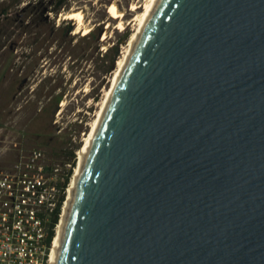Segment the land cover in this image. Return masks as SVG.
Instances as JSON below:
<instances>
[{
  "label": "water",
  "instance_id": "water-1",
  "mask_svg": "<svg viewBox=\"0 0 264 264\" xmlns=\"http://www.w3.org/2000/svg\"><path fill=\"white\" fill-rule=\"evenodd\" d=\"M58 264H264V0H162Z\"/></svg>",
  "mask_w": 264,
  "mask_h": 264
},
{
  "label": "rangeland",
  "instance_id": "rangeland-1",
  "mask_svg": "<svg viewBox=\"0 0 264 264\" xmlns=\"http://www.w3.org/2000/svg\"><path fill=\"white\" fill-rule=\"evenodd\" d=\"M26 1L21 0L12 11L19 12ZM113 1L69 2L68 12H86L84 27L101 31L98 40L83 37L91 32L84 27L76 32V21L62 18L66 12L56 19L52 15L48 19L38 17L37 25L30 27V18L22 19L25 14L11 26L0 25V166L11 170L15 161L21 157L27 160L33 150H40L44 157L37 162L48 168L47 173L58 185L72 173L68 189L83 139L111 86L117 62L132 33L133 24L120 31L110 21L111 27H107L108 8ZM118 1L130 8L133 0ZM133 15L129 12L127 18ZM64 20L71 22L70 35L54 28V22L58 27ZM60 95L53 113L54 101Z\"/></svg>",
  "mask_w": 264,
  "mask_h": 264
},
{
  "label": "built area",
  "instance_id": "built-area-1",
  "mask_svg": "<svg viewBox=\"0 0 264 264\" xmlns=\"http://www.w3.org/2000/svg\"><path fill=\"white\" fill-rule=\"evenodd\" d=\"M43 157L33 150L11 170L0 166V264H50L55 236L51 241L49 237L51 230L56 235L58 226L51 224L67 188L63 190L37 162Z\"/></svg>",
  "mask_w": 264,
  "mask_h": 264
},
{
  "label": "bare ground",
  "instance_id": "bare-ground-1",
  "mask_svg": "<svg viewBox=\"0 0 264 264\" xmlns=\"http://www.w3.org/2000/svg\"><path fill=\"white\" fill-rule=\"evenodd\" d=\"M162 0H133L130 8L120 4L118 0H114L109 5L110 19L107 27H111V23L116 24V29L125 30L133 24L132 33L128 40L127 48L123 51L122 57L117 62V68L111 86L107 90L95 119L90 125V130L83 139V145L79 150L78 162L74 170L73 177L67 189L65 202L62 207L59 224L56 228V235L52 246V254L50 264H58L62 249L63 240L66 233L67 224L70 213L76 199L82 177L88 165L92 152L94 150L97 138L103 127L105 118L118 91L124 74L135 55V52ZM123 4V3H122ZM125 5V4H124ZM73 10V9H72ZM129 12H134L131 18H127ZM63 14V13H62ZM63 19H74L77 23L76 32L84 27L87 20L86 12L83 9L69 11L62 15ZM114 20V21H113ZM111 21V23H110ZM113 26V25H112ZM86 30L92 31V27H84ZM83 29V30H84ZM111 29V28H110ZM107 36V34H106ZM66 103V102H65Z\"/></svg>",
  "mask_w": 264,
  "mask_h": 264
},
{
  "label": "trees",
  "instance_id": "trees-1",
  "mask_svg": "<svg viewBox=\"0 0 264 264\" xmlns=\"http://www.w3.org/2000/svg\"><path fill=\"white\" fill-rule=\"evenodd\" d=\"M71 0H28L25 3V6L18 12L14 13L12 9L15 7H18L21 3V0H16L14 3L13 0H4L0 4V25L5 26L9 24L10 26L12 23L18 21V16L20 17L21 14H25V16L22 17L23 21L25 19L30 18L29 25L27 27H30L32 25H37L38 23V17H45L46 19L49 18L50 15H52L55 19L59 17V15L63 12H68L69 10V2ZM21 19V18H20ZM27 23V24H28ZM70 21H63L62 24H60L58 27H56V22H54V28L59 30H64V33L66 35H70V33L73 31L72 27L70 26ZM68 26V27H66ZM100 32H96L95 29H93L89 34L83 35V37H94V39L98 40L100 37ZM112 48H109L107 52H110ZM112 63H114V59L112 60ZM62 95H60L56 100L54 101V110L53 113L56 111L58 104L61 100ZM43 110V109H41ZM71 172L69 173L68 177L66 178V182L62 184V189L66 190L67 184L69 183V178L71 176ZM65 201V196L63 195L61 197L59 208L57 209L55 216L53 217V223L51 224V228H54L56 225L59 224L60 214H61V206L62 202ZM55 236L54 230H51V234L49 237V241L52 240V238Z\"/></svg>",
  "mask_w": 264,
  "mask_h": 264
}]
</instances>
